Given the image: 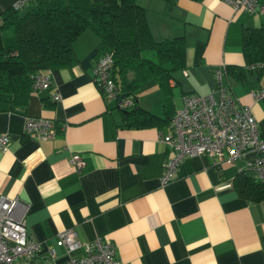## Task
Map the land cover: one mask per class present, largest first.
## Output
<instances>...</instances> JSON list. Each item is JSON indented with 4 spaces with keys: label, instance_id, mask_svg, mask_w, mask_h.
I'll use <instances>...</instances> for the list:
<instances>
[{
    "label": "crops",
    "instance_id": "obj_1",
    "mask_svg": "<svg viewBox=\"0 0 264 264\" xmlns=\"http://www.w3.org/2000/svg\"><path fill=\"white\" fill-rule=\"evenodd\" d=\"M13 1L0 0V12ZM135 2L153 40L181 36L185 45V66L171 72L165 107L174 111L188 92L216 98L214 68L239 66L243 78L226 73L224 82L264 133V95L248 93L264 88V71L245 66L239 43L242 28L264 26V13L232 9L221 0ZM96 41L83 30L71 44L76 61L50 70L59 100L51 99V88L32 90L24 102L0 100V132L9 135L0 150V193L25 205V230L40 242L39 255L52 247L60 257L55 234L72 228L81 242L110 240L120 264H264V199L239 196L231 182L241 160L184 156L174 177L160 184L169 150L157 134L168 123L123 124L116 103L105 101L92 80ZM135 93L139 107L163 116L162 92L153 80ZM27 115L51 119L52 137L24 135ZM71 153L81 157L79 169L69 164Z\"/></svg>",
    "mask_w": 264,
    "mask_h": 264
},
{
    "label": "trees",
    "instance_id": "obj_2",
    "mask_svg": "<svg viewBox=\"0 0 264 264\" xmlns=\"http://www.w3.org/2000/svg\"><path fill=\"white\" fill-rule=\"evenodd\" d=\"M87 29L97 38L93 62L103 53L111 55L109 73L119 88L116 98L126 95L132 98L130 106L115 104L123 124L156 128L167 125L173 113L165 107L167 81L172 71L185 66V45L181 36L153 40L144 9L135 0H27L21 7L11 4L3 9L0 100L24 102L32 90H37L32 87L36 73L50 75L51 69L73 64L76 56L71 44ZM239 43L245 64L264 60V26L242 28ZM143 49L152 50L154 58L141 56ZM224 72L238 80L244 76L239 66L225 65ZM150 80L162 92V117L136 104L135 91ZM231 182L239 196L252 201L264 199V181L250 172L238 170Z\"/></svg>",
    "mask_w": 264,
    "mask_h": 264
},
{
    "label": "built area",
    "instance_id": "obj_3",
    "mask_svg": "<svg viewBox=\"0 0 264 264\" xmlns=\"http://www.w3.org/2000/svg\"><path fill=\"white\" fill-rule=\"evenodd\" d=\"M27 0H14L13 6L21 7ZM232 9L246 13H264V0H221ZM112 62L109 53L98 56L92 64V80L105 101H116L120 107L130 106V95L117 97L118 85L109 73ZM248 69L264 71V60L245 64ZM215 98L206 94L184 93L181 105L174 109L168 121V130L157 134L169 150L162 163L159 183L164 184L174 177L179 161L184 156L199 153L211 155L215 161L230 162L241 160L237 170L244 169L264 181V133L260 132L247 105L237 104L236 98L224 82V65L214 68ZM32 87L49 89L54 101L59 93L52 88L49 73H36ZM249 95L257 99L264 95V88L249 90ZM22 133L34 134L37 138H50L54 133L51 119L41 116H25ZM9 141L8 133L0 132V150L4 151ZM251 154V157L248 156ZM69 164L79 169L83 161L77 153H71ZM24 208L17 197L0 194V264H120L114 244L100 236L91 241L81 242L72 228L57 231L54 243L62 249L58 257L54 248L48 247L41 257L40 242L29 237L24 226ZM83 249V253L79 249Z\"/></svg>",
    "mask_w": 264,
    "mask_h": 264
},
{
    "label": "rangeland",
    "instance_id": "obj_4",
    "mask_svg": "<svg viewBox=\"0 0 264 264\" xmlns=\"http://www.w3.org/2000/svg\"><path fill=\"white\" fill-rule=\"evenodd\" d=\"M22 10V9H21ZM140 55L143 56V57H148V58H154V54H153V51L150 50V49H143L140 51ZM46 88H43L42 90H44ZM39 90V89H37ZM22 132V130H21ZM24 135H27V133H24ZM2 151V150H1ZM1 194V193H0ZM3 195V194H2Z\"/></svg>",
    "mask_w": 264,
    "mask_h": 264
}]
</instances>
